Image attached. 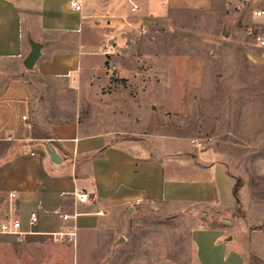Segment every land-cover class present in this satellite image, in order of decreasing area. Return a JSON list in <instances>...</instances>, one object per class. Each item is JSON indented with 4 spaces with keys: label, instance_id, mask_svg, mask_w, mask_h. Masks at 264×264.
<instances>
[{
    "label": "rangeland",
    "instance_id": "rangeland-1",
    "mask_svg": "<svg viewBox=\"0 0 264 264\" xmlns=\"http://www.w3.org/2000/svg\"><path fill=\"white\" fill-rule=\"evenodd\" d=\"M257 7L264 0H171L166 11L112 23L114 47L73 79L32 74L57 118L77 116L86 130L137 141L156 156L223 161L239 199L230 211L163 200L113 207L95 230L43 240V264H230L234 251L244 264H264V49L255 40L264 37V16L253 15ZM19 258L15 264H31Z\"/></svg>",
    "mask_w": 264,
    "mask_h": 264
},
{
    "label": "crops",
    "instance_id": "crops-1",
    "mask_svg": "<svg viewBox=\"0 0 264 264\" xmlns=\"http://www.w3.org/2000/svg\"><path fill=\"white\" fill-rule=\"evenodd\" d=\"M71 1L0 0V222L18 220L23 231L0 233V264H15L23 255L27 263H44L45 251L38 246L67 235L71 227L61 214L72 210L74 183L92 196L79 203L76 234L97 229L113 207L141 200L216 205L227 211L239 200L235 176L223 161L190 152L156 156L149 146L88 131L79 117L60 119L45 107V94L36 90L32 74L73 79L101 63L106 46L114 47L109 44L112 23L132 24L166 11L171 0H77L80 9ZM132 5L137 8L131 10ZM28 35L50 41L32 69L22 62L30 51ZM48 145L59 162L51 160ZM32 211L37 219L29 224ZM238 252L226 260L244 264ZM2 255L8 258L1 261Z\"/></svg>",
    "mask_w": 264,
    "mask_h": 264
},
{
    "label": "built area",
    "instance_id": "built-area-1",
    "mask_svg": "<svg viewBox=\"0 0 264 264\" xmlns=\"http://www.w3.org/2000/svg\"><path fill=\"white\" fill-rule=\"evenodd\" d=\"M71 5L75 9H80V6H81L77 0L71 1ZM136 8H137L136 5H132L131 10H135ZM252 13L255 17L264 16V9H254ZM144 26L145 25H143V28ZM255 40L257 42V45L260 48L264 49V37L261 35H256ZM105 48L106 49H104V54H107L109 52V47L106 46ZM23 118H25V115H23ZM31 154H34V153L31 152ZM10 195H14V194L10 193ZM71 195H72V210L69 213L61 214V217L64 220L71 221V227L69 228L67 235L72 236V238L74 239L76 237V219H77L78 214H80L79 203L87 202L91 200L92 196L90 193L83 191L80 187H78L76 183H74L73 185ZM36 219H37L36 212L35 211L30 212L28 223L29 224L34 223ZM0 233L22 234L23 231L20 229V221L11 219L8 221L0 222ZM58 235H62V234L60 233Z\"/></svg>",
    "mask_w": 264,
    "mask_h": 264
},
{
    "label": "water",
    "instance_id": "water-1",
    "mask_svg": "<svg viewBox=\"0 0 264 264\" xmlns=\"http://www.w3.org/2000/svg\"><path fill=\"white\" fill-rule=\"evenodd\" d=\"M28 41L30 44V51L25 56V58L23 59L22 62H23V65L27 69H32L35 62L37 61V59L39 58V56L41 54L42 47L45 45H48L50 43V41L49 40H45L43 42L35 41L34 39H32V37L30 35H28ZM47 150H48V153H49L52 161H54V162L60 161V157H59V155H57V153L55 152L53 147L48 145ZM228 238H230V236Z\"/></svg>",
    "mask_w": 264,
    "mask_h": 264
},
{
    "label": "trees",
    "instance_id": "trees-1",
    "mask_svg": "<svg viewBox=\"0 0 264 264\" xmlns=\"http://www.w3.org/2000/svg\"><path fill=\"white\" fill-rule=\"evenodd\" d=\"M236 191H237V182L235 183V193H236Z\"/></svg>",
    "mask_w": 264,
    "mask_h": 264
}]
</instances>
